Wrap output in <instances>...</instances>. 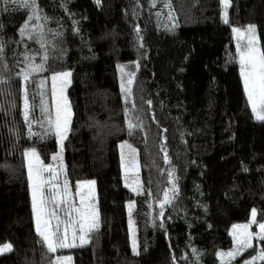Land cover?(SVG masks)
<instances>
[{
    "label": "trees",
    "instance_id": "obj_1",
    "mask_svg": "<svg viewBox=\"0 0 264 264\" xmlns=\"http://www.w3.org/2000/svg\"><path fill=\"white\" fill-rule=\"evenodd\" d=\"M23 3L0 0V244L13 246L0 264H53L63 254L74 264H221L235 223L252 209L264 222V121L248 100L232 31L264 25V0H231L227 24L222 0H170L171 9L165 0H36L41 19L32 24L43 30L33 39L19 32L32 15ZM28 63H45L26 85L40 91L39 106L41 81L71 72L64 173L71 186L96 183L99 229L56 253L36 232L25 151L49 164L60 145L45 123H32L29 136L25 82L15 75ZM129 120L141 126L129 129ZM122 141L138 151L142 193L125 185ZM172 183L178 195L161 219Z\"/></svg>",
    "mask_w": 264,
    "mask_h": 264
},
{
    "label": "snow or ice",
    "instance_id": "obj_2",
    "mask_svg": "<svg viewBox=\"0 0 264 264\" xmlns=\"http://www.w3.org/2000/svg\"><path fill=\"white\" fill-rule=\"evenodd\" d=\"M7 2V0H6ZM101 0H96L97 4H100ZM231 0H222L224 5V23H229L228 19V7ZM24 7H30L32 15L28 17L25 24L19 29L22 37L33 39V32H41L43 30L42 24H32L33 20H40L39 7L36 0H24ZM164 6L171 9L170 0H165ZM47 19V17H43ZM139 32V28L136 29ZM232 31L236 34L237 39V51L239 53V63L241 69V75L243 77L244 88L247 93L248 100L251 103L252 111L255 114L257 120L264 121V50L259 47L258 39L256 36V26L248 25L243 30L237 27H233ZM45 46V42L41 41V47ZM3 43L0 42V60L3 59ZM25 59L31 61L33 58L25 55ZM48 57L45 53L44 62L46 63ZM45 63L33 64L28 63L27 67L15 75L22 77L25 82L24 87V100H23V115L25 121L28 123L29 136L37 135L31 131L33 121L30 119V113L33 111V106L29 103L27 82L30 80L33 73L43 72L45 70ZM7 65H5V68ZM123 71V66L121 67ZM71 72L56 73L52 75V95L55 101V113L54 116L49 112L47 103L42 100L40 110L42 114H46L48 119L47 123L53 130L54 134L59 137L60 140V153L53 155L52 159H62L63 142L67 139L68 132L70 131L71 123V106L70 102L65 95V88L70 83ZM60 81V87L57 88V81ZM7 82L4 79H0V83ZM44 81H41V87L44 85ZM127 83L130 85L132 79H129ZM126 93L130 92V89H125ZM43 95V94H42ZM149 104L151 101L148 102ZM43 126V124L41 125ZM139 124H133L129 120V129L140 127ZM121 149L125 145L120 146ZM135 155V149H132L130 145L127 146ZM28 157V176L31 182L32 191V206L35 213L36 220V232L41 237L42 242L46 244L50 253H56L58 249H67L73 247H80L90 243L91 233L97 231L100 227L99 223V211L95 203L91 201L94 199V185L95 181L81 182L77 184V189H83L88 187V192L78 191L79 206L75 204L74 197L69 190V183L65 174L63 186L61 187L58 182V175L51 165L44 166L40 160L39 154L35 149H32L25 153ZM123 159V153H122ZM138 166L135 164L134 159L131 162V167L125 165V181L126 186L131 188L133 192L139 193L143 191L142 185L137 177L131 178V183H128L130 179L129 173H138ZM52 173L49 179L44 178V173ZM174 180V171L169 174ZM47 188V192L45 189ZM178 195V188L175 183L163 193V198L159 201V207L161 209L159 216L163 218V209L166 205H170ZM65 205L62 209L64 219L58 214L60 206ZM129 214L134 207V202L129 204ZM257 211L252 209L251 219L249 223L233 225L232 235L235 241V248L227 252H218L217 255L221 259V264H232L238 256H242L248 249L254 247L253 240L264 241V223H260L256 219ZM55 221V223H53ZM258 224L259 231L252 232L251 226ZM164 227L163 223L160 225ZM79 241V243H77ZM13 251L11 243H5L0 245V254ZM133 251L139 254L137 251V245L135 241V230L133 229ZM195 252V249H193ZM264 261V247H261L257 252V255L252 256L251 259L245 260L243 264H256V262ZM71 256H57L53 264H71Z\"/></svg>",
    "mask_w": 264,
    "mask_h": 264
},
{
    "label": "rangeland",
    "instance_id": "obj_3",
    "mask_svg": "<svg viewBox=\"0 0 264 264\" xmlns=\"http://www.w3.org/2000/svg\"><path fill=\"white\" fill-rule=\"evenodd\" d=\"M224 11H225V9H224ZM237 28H240V27H237ZM240 29L243 30V28H240ZM263 29H264V25L256 26V36H257V39H258V44H259V47L262 50H264V41H263V38H262V30ZM234 35H235V38H236V34L235 33H234ZM236 48H237V39H236ZM240 71H241V69H240ZM51 77L50 78L43 79V81L45 82L44 85H43V87H41V84L39 86V90L41 88V91H42L41 93L43 94V95H41V99H40V103L39 104H41L42 100L45 101L47 103L49 112L54 116V113H55V101H54V98H53V95H52V81H51ZM69 79H70V83H71V77ZM242 79H243V77H242ZM60 83L61 82L58 80L57 81V88L60 87ZM70 83L67 84V86L65 88V95L67 96V99H68V88L70 86ZM37 95L40 98V91H39L38 94L35 93L34 95L33 94L30 95V93H28L29 103L33 106V111L30 113L32 115V121H33V123H37V124L38 123H45L48 126V131L51 133V135H53L57 139V141H58V143L60 145L59 137L54 134L53 130L49 127V125L47 123V119H48L47 115L46 114H42L41 113V110H40V106L37 105V101L35 100L36 97H37ZM71 113H72V110H71ZM122 144L125 145V147L123 149H121V147H120ZM128 145H130L132 149H135L136 150L134 156L132 155V153L130 152L129 148L127 147ZM119 147H120V153H121V161H122V169H123L124 179H125V165L127 164L129 167H131V162L134 159L135 164L138 166L139 171H138V173H136V172H130L128 174L129 177H130V179L128 180V183H131V178L132 177H137L138 180H139V182L142 185V188H143L141 174H140V165H139V159H138V151H137V149L133 145H131L129 142H127V141L120 142ZM32 149H34V148L27 149L25 151V153L28 152V151H30V150H32ZM58 153H60V149L55 154H53V155H56ZM122 153H123V159H122ZM63 158H64V152H62V159H58V160H55V161L52 159L51 163L44 164L43 161H42V159H41V157H40V160L42 161V163H43L44 166L51 165L52 168L55 170V173L58 175V182L60 183L61 187L63 186V181L65 179L64 167H63V163H62ZM25 160H26V164H27V168H28V157L26 155H25ZM43 175H44V178L45 179H49L50 176L52 175V173L45 172ZM88 181H94V180L78 181V182H76L72 186L68 182L69 183V190H70V192L72 193V195L74 197L75 204H76L77 207L79 206V195H78V191H83V192L87 193L88 190H89L87 186L85 188H83V189H79L78 190L77 189V184L78 183H81V182H88ZM125 185H126V181H125ZM129 189L131 190V188H129ZM45 191L47 192V188L45 189ZM142 192H139V193H142ZM134 193H136V192H134ZM136 194H138V193H136ZM96 196H97V191H96V183H95V185H94V199L91 201L92 203H95L96 204ZM129 204H128V206H129ZM134 208H135V202H134V207L131 210V213L134 210ZM62 209H63V205L60 206V210H58V214L61 216L62 219H64V216L62 215ZM128 211H129V207H128ZM34 220H35V213H34ZM249 222H250V220L249 221H246V222L235 223L234 225H240V224H245V223H249ZM53 223H55V221H53ZM261 223H264V222H261ZM35 226H36V220H35ZM133 229L135 230V241H136L137 251H138L137 226L135 225L133 219L130 218L129 219V231H130V235H131L132 246H133ZM232 230H233V228H232ZM232 230H231V233H232ZM251 231L254 232V233L255 232H258L259 231L258 225H257V227H254V224H253L251 226ZM232 237H233V235H232ZM77 243H79V241H77ZM3 244H5V243H2L0 245H3ZM253 245H254L253 248L248 249L242 256H238L232 262H236L237 264H243V262L245 260L251 259L252 256L257 255V252L262 247V241L254 239L253 240ZM235 246L236 245H235V241H234V238H233V245L230 248H228V249L219 250V252H221V251L227 252V251L235 248ZM253 249H254V251H253ZM61 256H71L72 257L71 254H63ZM219 259H220V257H219ZM259 261L260 260H258L257 262H259ZM71 264H74L73 263V257H72Z\"/></svg>",
    "mask_w": 264,
    "mask_h": 264
},
{
    "label": "crops",
    "instance_id": "obj_4",
    "mask_svg": "<svg viewBox=\"0 0 264 264\" xmlns=\"http://www.w3.org/2000/svg\"><path fill=\"white\" fill-rule=\"evenodd\" d=\"M262 38H263V41H264V35H263V33H262Z\"/></svg>",
    "mask_w": 264,
    "mask_h": 264
}]
</instances>
